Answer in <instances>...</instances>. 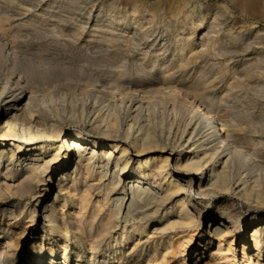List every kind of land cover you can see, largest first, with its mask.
<instances>
[{"label": "rangeland", "instance_id": "rangeland-1", "mask_svg": "<svg viewBox=\"0 0 264 264\" xmlns=\"http://www.w3.org/2000/svg\"><path fill=\"white\" fill-rule=\"evenodd\" d=\"M0 70L12 72L37 101L45 100L52 112L56 109V121L64 132L89 139L100 136V118L116 111L117 132L112 135L119 140L125 141L128 126L132 127L130 136L141 128L155 130L160 136V130L164 135L172 126V137L162 141L177 148L187 117L179 107L190 100L214 118H204L208 127L219 121L242 138L244 145L252 142L247 148L264 158V0H0ZM134 90L151 96V103L161 106L160 113H149L147 120L142 112H134L127 97ZM171 95L175 102L168 99ZM159 98H164L161 104ZM188 106L193 107L191 103ZM3 116L0 105L1 128ZM26 121L22 124L27 125ZM38 123V127L45 124ZM204 130L202 126L198 131ZM5 134L0 144L15 137L13 131ZM8 162L5 154L0 159V245L9 254L1 259L2 264H63V245L66 264H194L196 254L200 255L196 264H204L208 251L215 250L216 235L232 228L236 263L231 258L219 263L250 264L247 257L256 260L260 252L259 262L264 264V206L245 212L242 199L232 190H213L201 198L195 190L200 180L196 177L191 198L174 192L161 203L146 200L140 206L133 204L146 211L142 217L137 211L126 217L128 227L139 232L131 234L129 228L121 239L119 231L91 254L86 239L101 232V224L113 208L109 200L98 210L103 193L96 176L81 169L72 182H63L66 187L72 183L77 195L88 191L86 184L93 185L86 210L79 195L70 197L67 190L58 193L61 204L65 198L62 213L70 231L79 234L75 230L79 227L85 232L79 234V241L72 237L64 244L43 224L41 208L16 194L21 171H11ZM15 163L16 159L11 164ZM135 168V163L131 164V171L124 175L127 181H138ZM140 182L145 188L144 180ZM165 188L164 184L161 188L150 185L155 192L164 193ZM119 196L120 192H111L109 197L114 200ZM183 206L194 222L187 227L188 234L179 236L185 225L178 217ZM11 213L18 216L16 222L9 217ZM76 218L83 221L78 225ZM86 220L92 221L90 236ZM27 225L32 227L20 238ZM252 229L258 230L256 237L251 236ZM207 242L210 245L204 247ZM241 242L247 246L246 258L241 254ZM135 244L138 247L132 249ZM50 251L55 252L52 263Z\"/></svg>", "mask_w": 264, "mask_h": 264}, {"label": "bare ground", "instance_id": "bare-ground-1", "mask_svg": "<svg viewBox=\"0 0 264 264\" xmlns=\"http://www.w3.org/2000/svg\"><path fill=\"white\" fill-rule=\"evenodd\" d=\"M0 75L3 76V79H0V105L4 108V116L1 120L3 122L2 128L0 126V129L4 131L0 130V133L3 132L0 138L6 139L5 133L9 131L15 133L14 138L5 140V143L0 144V159L8 154V165H11L10 170L21 171L20 188L16 194L19 193L22 198L27 197L28 201L35 203L36 208H41L40 218L43 220V224H46L57 237L61 238L60 240L64 244L72 237L77 242L79 241V234L85 235V232L79 227H74L79 234L70 231L62 213V210L66 207L64 205L65 198H63L64 202L62 204L58 198V193L64 190H67L70 197L77 195L72 183L66 187L63 182L68 179L72 182L77 170L81 169H84L82 171L86 172V175L96 176L97 182L99 181L102 184L101 193H103V196H101V206H97L98 210L102 211L101 208L106 206L109 200L113 206L108 212V218L101 224V232H98L95 238L90 236L92 221L86 220L87 222L84 224L89 227L88 235L90 237L86 239V242L91 254L97 251L102 244L112 240L113 234L119 231L121 239L129 228L131 234L139 232L134 226L128 227L126 217L135 211L138 213L136 215L142 217L146 211L143 209L144 207L136 208L133 204L139 205L146 200H155L161 203L163 197L174 192H182L184 197L191 198L192 183L196 177H199L200 180L195 190L201 198H204L213 190L215 192L218 189L220 191L232 190L234 196L242 199L240 200L243 201L244 205L241 209L245 212L248 209L259 210L264 206V158H261L257 151L254 152L247 148L248 145H253L252 142L244 145L242 138H238L230 130L220 125L219 121H216L215 126L208 127L204 122V118L209 120H214V118L208 111L201 110V106L198 107L190 100L185 102L187 105L179 107L181 115L187 117L184 120V129L179 135L177 148L167 147L162 141L163 139L170 140L171 134L174 132L172 126L168 128V132L164 134L165 136L162 130H160V136H158L155 130L151 131L144 128L138 129L134 136H130L133 135L129 133L132 127L128 126L125 141L116 138L112 135L113 132H117L115 124L118 117L115 111L117 106L115 105L112 106L115 112L109 113L110 116L100 118L102 134L89 139L77 133L64 132L62 125L60 126L61 123L59 124L56 121L58 117L56 109L54 108V113L53 110L48 108L45 100L37 101L33 97L32 91L23 85L20 78L13 77L12 72H1L0 70ZM127 97L129 98V104H133L134 112H142L143 117H146L147 120L150 118L149 113L158 114L159 109H161L160 105H153L151 103L153 98L146 95L142 90H134ZM168 99L172 102L176 101V98L172 95ZM159 100L158 102L161 104L164 98H159ZM188 103H191L193 107L190 108ZM120 104V106L124 105L122 101ZM41 106L43 107L42 113L40 111ZM41 114L46 115L42 117ZM25 119L28 122L27 125L22 124ZM38 120L45 124L38 127ZM202 126H205L206 130L204 132L200 131V133L198 130ZM6 148H8V151H6ZM15 159L16 163L12 165L11 163ZM134 163L136 165L135 170H133L136 174L134 178L138 181L129 182L124 178V175L131 171V164ZM52 175L56 178L57 184L53 182ZM235 176H237V179L233 180ZM141 180L146 183L145 188L139 185ZM181 182H186V184L183 186ZM154 184L159 185L160 188L164 184L166 186L164 193L150 190V185ZM86 185L88 191L85 189L86 191L84 190L78 194L79 198L76 197L82 204L83 210H86L90 205L89 203H91L89 189L93 185ZM44 186L45 189H42ZM111 192H120V196L111 200L109 197ZM126 203H128L127 206ZM9 217L16 222L18 216L11 213ZM178 217L181 223L185 224L181 227L182 231L180 230L179 236L188 234L190 229H187V227L194 222V218L184 206L181 207ZM91 218L94 220L93 217ZM78 221L81 222L83 219ZM14 222L12 221L9 225L14 224ZM252 223V220H250V224H248L253 225ZM30 227L27 225L23 228L20 238L26 234ZM230 230L229 232L223 230L216 235L217 237L214 239L216 241L215 250L212 253L208 251V261L204 264H220L219 260L224 258H231L233 263H236L232 253L235 242L232 234L234 229ZM31 232L33 235L34 230ZM257 234L258 230L252 229L251 236L256 237ZM228 238L232 240L228 241ZM116 243L114 242V244ZM144 243L145 245L148 244L147 240ZM207 245H210V243L207 242L204 247ZM256 246L257 243L255 242ZM136 247H138V244H135L132 249H136ZM198 247L204 248L201 244H198ZM39 249L38 257H41L43 244L40 245ZM61 249V258H63V264H66L65 245ZM246 251V244L241 242L243 258H246ZM8 252L6 248L0 245V264H2L1 259L8 255ZM50 254V263H52L55 259V252L50 251ZM258 255L256 260H252V255H249L247 260L250 264H261L259 262L261 253L259 252ZM184 256L183 253L181 257ZM199 256V254H196V258L193 259L194 264H196ZM78 261L79 256H77L75 263Z\"/></svg>", "mask_w": 264, "mask_h": 264}]
</instances>
